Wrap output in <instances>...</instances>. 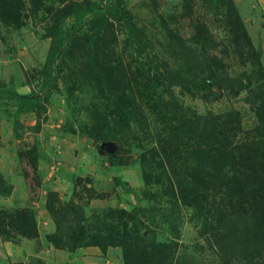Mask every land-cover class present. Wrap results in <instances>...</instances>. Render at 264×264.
Listing matches in <instances>:
<instances>
[{
	"label": "rangeland",
	"instance_id": "374dc122",
	"mask_svg": "<svg viewBox=\"0 0 264 264\" xmlns=\"http://www.w3.org/2000/svg\"><path fill=\"white\" fill-rule=\"evenodd\" d=\"M34 1L0 0V264H264V0Z\"/></svg>",
	"mask_w": 264,
	"mask_h": 264
},
{
	"label": "trees",
	"instance_id": "16d2710c",
	"mask_svg": "<svg viewBox=\"0 0 264 264\" xmlns=\"http://www.w3.org/2000/svg\"><path fill=\"white\" fill-rule=\"evenodd\" d=\"M32 1H34V0H32ZM34 6H37V5H34ZM113 8H115V7H113ZM113 8H110V6H107V9L108 10H111ZM0 12H2V11L0 10ZM7 12H8V9L3 11V14H4V16L2 14V19L3 20H5V21L7 20V21H9L11 23H14V24L16 22L19 23L20 20L17 17H15L12 13H8L7 14ZM53 35H55V33H53ZM65 39H68V38H66V37L65 38H62L60 40V42L58 43L57 48H60L61 47V45L64 43ZM191 52L192 51H190L189 53H191ZM191 57L192 58H195L191 62V64H190V58L189 57L186 60L190 65L195 64L196 63V60H198L197 54L195 52L193 54H191ZM114 92H113V94H115ZM12 96L18 98L22 104H24V103L25 104L26 103L27 104H32L33 100H35V105L37 104V105H39L41 107L44 106V105H40L41 104V101H40L41 100V97L39 99H37L36 97H32L30 95H21L17 91L16 92H13ZM114 98H116L115 95H114ZM124 111L126 112L125 114H128L127 110H124ZM102 139H104V141L110 142L113 145V142L116 140V137H115V134H113L110 129H106L105 134L102 135ZM222 141H224V140H222ZM256 152L258 154V157H260L261 156V153H262L261 146H259L257 148ZM110 159H111V161H112L113 164L119 165L120 160H119V157L117 156V154H111L110 155ZM119 182L121 184H124L125 185V183L123 181H121L120 179H119ZM0 186H2V187H0V189H1V191L3 193H5V194H10L11 193L12 187L10 185H8L6 182H4V183L2 182V184ZM256 186H257V183H255V185H253V188H256ZM245 189L246 188H243L244 193H245ZM202 191L203 192L205 191V187L199 186V188L197 187L196 190L193 191V193H190L188 195L190 196V198H198L202 194ZM250 194L253 195V191L250 193V189H248L246 196H249ZM183 197L185 198V194H183ZM263 198H264V194H263ZM252 200L253 199H251V201ZM252 204H253V202H252ZM252 206H253L252 207V212H248L249 214H245L246 213L245 212L244 213L245 214L244 217L245 218H249V219L253 220L256 223L257 222L259 223V232H260L259 234H261L260 240L262 241V237L264 236V229L262 227V223L264 224L263 212H262V209L261 208H258V207L254 206V205H252ZM262 216H263V221H262ZM239 223H241V222H239ZM237 234H238V236H240V233L239 232H237ZM233 236L234 235H231V237H233ZM255 236H257V235L256 234H254V235H252V234L251 235H246L245 238H244V241L250 242V240L253 237H255ZM84 238H85L84 231H82L80 234L77 235V241H81ZM234 238H236V236ZM244 245H245V243H244ZM221 248H223V246H221ZM226 249H227L226 252L223 249H222L223 253L221 252V255L225 258V262L232 261L235 264H255V263L256 264H260V262H262V256L260 254H258V253H254L253 255H251V258H253V259L252 260H249L248 259L249 257H248V254H247L248 252H243L238 247H235L232 244V240L230 241V244H229V246Z\"/></svg>",
	"mask_w": 264,
	"mask_h": 264
}]
</instances>
